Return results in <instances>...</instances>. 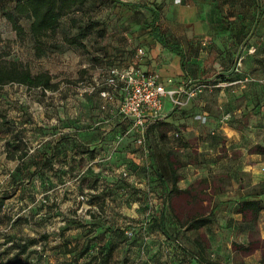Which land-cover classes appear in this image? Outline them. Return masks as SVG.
<instances>
[{
  "label": "rangeland",
  "instance_id": "rangeland-1",
  "mask_svg": "<svg viewBox=\"0 0 264 264\" xmlns=\"http://www.w3.org/2000/svg\"><path fill=\"white\" fill-rule=\"evenodd\" d=\"M1 4L3 11L12 10L14 0H2ZM20 23L25 29L22 37H18L11 23L0 15V55L22 63L33 74L48 72L53 82L58 83V90L46 92L17 83L3 86L0 90L3 95L0 143L3 144H6V132L21 124L17 115L1 116L9 109L36 111L40 107H53L52 94H59L55 98L59 104L69 98L73 108L97 110V96L82 99L79 87L96 73L97 66L121 67L125 57L143 48L139 47V38L148 17L137 5L128 8L115 0H88L82 10L62 18L55 34L44 38V53L40 56L30 35V20L22 18ZM83 29L87 34L80 37ZM120 30L126 31L128 36L117 37L115 33ZM70 38L80 39L83 47L70 44ZM254 44L264 54V32L255 36ZM120 46L124 50L119 53ZM256 90L264 94V87L253 91ZM232 91L230 97L235 104L222 108H214L216 96L204 91L208 93L209 107L199 111L187 107L170 112L173 106L164 99L163 112L168 114L149 131L146 146L139 145L134 152L135 161L130 158L135 168L129 170L128 177L121 174V177L105 176L110 178L105 179L101 171H96L79 186L73 185L71 196L62 195L63 189L59 188L61 192L58 189L50 197L45 193V197L37 201L36 197L31 198L28 188L23 194V199H27L23 207L33 201L31 209L19 217L21 220L15 222L7 234L0 233V244L10 237L15 245L35 239L37 244L22 257L32 263L39 258L41 264H198L192 255L201 252L197 243L201 241L209 264H262V250L244 256L233 250L232 243L246 244L249 240V233L237 213L238 201L264 189V101L253 106V110L259 109V119L240 116L233 108L245 97L239 96L235 88ZM209 114L219 122L218 127L212 124L215 121L210 120ZM227 114H230L228 119ZM224 125L241 133L225 132L221 129ZM233 136L236 141L232 140ZM25 145L26 150L32 152L36 143L27 141ZM169 159L181 177L178 186L186 189L201 185L210 202L191 205L178 199L169 204L165 202L155 166L171 183ZM7 174L0 171V186L6 182ZM46 188L42 185L37 192L44 193ZM262 201L257 229L264 239V195ZM213 207L218 213L212 224L197 231L183 225L191 212L209 213ZM161 212L165 214L173 239L159 228ZM67 220H72L71 226L63 230ZM127 231H132V235ZM1 245L2 260L12 258L19 251L10 243ZM68 251L69 254H64Z\"/></svg>",
  "mask_w": 264,
  "mask_h": 264
},
{
  "label": "crops",
  "instance_id": "crops-1",
  "mask_svg": "<svg viewBox=\"0 0 264 264\" xmlns=\"http://www.w3.org/2000/svg\"><path fill=\"white\" fill-rule=\"evenodd\" d=\"M116 2L128 8L137 5L148 17V24L142 26L144 30L140 32L142 34L139 38V47L144 48L145 54L137 60L133 52L131 57L123 59L120 65L122 68L135 66L145 72L158 73L168 89L181 85L188 78L205 79L217 84L221 82L217 80L221 75L234 78L228 81H234L247 74L264 76V54L260 53L257 44H254L255 36L260 31L264 32V0ZM154 14L159 16L157 32L151 27ZM115 34L117 37L128 36L123 30ZM121 49L123 47L120 46L119 53ZM239 57L243 58L241 72L233 73ZM168 79L173 82L168 84ZM263 87H255L254 84L214 87L208 90V93L216 96L213 97L214 108H222L227 107L229 103L230 106L235 104L230 96L232 88L237 89L239 96L245 98L239 102L240 105L233 108L234 113L259 119V109L253 110V106L264 101V94L253 90H261ZM208 93L199 95L187 107L196 108L197 111L209 107V98L206 97ZM58 95L52 94L53 107H40L36 111L9 109L1 114L2 117L19 116L21 124L13 128L15 130L6 132V144L0 143V171L4 174L14 173L16 179H31L33 187L30 196L32 199L36 197V201L45 193L50 197V194L56 193L59 188L63 189L62 195L71 196L73 185L79 186L93 172L101 171L104 177L113 178L121 177L124 170L130 173L135 168L130 158L135 161L134 152L139 148V136L132 130L131 122L118 113L121 95L118 94L106 109L102 108L103 99L94 95L98 99V109L93 111L73 108L69 98L59 104L55 99ZM212 104L211 102L210 106ZM62 105L64 107H57ZM164 114L167 116L168 113ZM210 120L215 121L211 123L216 127L219 126V122L212 115ZM227 126L220 127L225 132L232 130L241 133ZM215 133L218 134L219 130ZM232 140L236 141L234 136ZM27 141L36 143L32 152L25 148ZM17 146L25 152L23 156ZM143 167L145 170L144 164ZM5 178L6 182L0 186V196L8 198L5 201L8 211L0 210V227H7L16 218L29 212L33 203L32 201L28 207H23L27 199H23V195L21 198L18 193L15 194L12 181L8 177ZM143 182L146 184L144 180ZM42 185L47 186L44 193L37 192ZM5 211L14 218L8 219L4 215ZM27 216L28 214H25V217Z\"/></svg>",
  "mask_w": 264,
  "mask_h": 264
},
{
  "label": "trees",
  "instance_id": "trees-1",
  "mask_svg": "<svg viewBox=\"0 0 264 264\" xmlns=\"http://www.w3.org/2000/svg\"><path fill=\"white\" fill-rule=\"evenodd\" d=\"M0 0V15L6 17V19L11 23L13 30L16 32L18 37H22L25 34V29L20 23L22 18H27L30 20V35L35 43V47L38 55H42L44 53L43 43L44 38L50 34H55L61 26L62 18L75 13L76 11H80L84 8L88 0H14V7L12 10L3 11L2 4ZM116 1V0H115ZM159 16L154 14L153 21L151 24L152 29L157 32V22ZM87 34V30H81L79 34L80 37H85ZM102 35V34H101ZM68 42L72 45H77L83 47V43L78 38H70ZM104 66H113V65H104ZM231 76L221 75L217 77L218 81H228L233 80ZM17 83L25 85L29 88H41L45 90H58V83L53 82V78L51 74L48 72H41L37 74H33L29 69H27L22 63L16 62L13 60H6L2 58L0 55V90L3 86ZM99 95L98 92L92 95H84V96H94ZM81 96V97H84ZM100 96V95H99ZM1 98V96H0ZM173 111H176L174 109ZM161 121V120H160ZM160 121H157L155 124L149 127L147 131V135L149 131L157 125ZM18 148V146L16 147ZM19 149V148H18ZM24 155V151L19 149ZM169 175L171 178V183L166 179L161 170L155 166V171L158 176V179L163 187V192L166 197V203L172 202L174 199L183 200L187 202L189 205L192 203L202 204L211 201V198L208 197V194H205L201 185L198 187L196 185H191L186 189H181L178 184L181 180L180 175L178 174L176 168L172 164V161L169 159ZM47 166V164H46ZM8 178L12 181L13 191L15 194H19V197L23 198V194L28 190V188L32 189L33 182L31 179H16L14 173L9 172ZM86 179H84L85 181ZM20 193H22L20 195ZM264 195V189L256 191L250 195L243 196L238 201L237 213L241 215V222L244 224L246 230L249 233V240L245 243H232V248L235 252H239L244 256L250 255L257 250H262L261 263L264 264V239L258 235V222L260 218V214L263 211V201L262 196ZM6 197L0 196V210L5 209L8 211V207L6 206ZM43 203H46V200H43ZM169 204V203H168ZM5 211L4 215L8 219H13L14 217L11 214H7ZM218 209L213 207L209 213H204V211H195L191 212V214L187 217L186 221H184L183 225L188 230H200L203 227H206L212 224L217 217ZM21 218H16L13 223H11V228L13 227L15 222H19ZM72 220H67L64 222L63 230L68 229L71 226ZM10 225V224H9ZM161 231L169 238L173 239L171 234L169 233L166 223H165V214L161 212L160 221L158 223ZM80 226V225H79ZM2 228V227H1ZM5 228V227H4ZM3 235L8 232H0ZM10 243L11 245H15L13 239L7 238V242H3V244ZM198 246L201 249V252L195 255H192L198 264H209V262L204 257L203 244L201 241H198ZM3 244L1 246H3ZM37 244V240H30L28 243H22L21 245L16 244L14 248L18 247L19 251L10 259H0V264H41L39 258H37L36 262L32 263L30 259L23 258L22 256L27 253ZM184 252L188 253L186 249L182 248ZM37 251V250H36ZM34 253H36L34 251ZM39 253V252H37ZM67 253L64 254H69ZM42 254V253H39ZM43 255V254H42Z\"/></svg>",
  "mask_w": 264,
  "mask_h": 264
},
{
  "label": "built area",
  "instance_id": "built-area-1",
  "mask_svg": "<svg viewBox=\"0 0 264 264\" xmlns=\"http://www.w3.org/2000/svg\"><path fill=\"white\" fill-rule=\"evenodd\" d=\"M144 54V49L139 48L135 53V58L140 60ZM242 59V57L237 59L233 73L241 72ZM95 70L96 73L79 87V95H92L98 92L103 99V109H106L118 94L121 95L118 113L125 120L131 122L132 130L139 136L137 143L143 146H146L149 127L166 117L163 112L164 99L170 101L173 109H182L204 91L214 87L246 86L248 84L264 86V76L247 74L234 81H221L217 84L210 83L205 79L188 78L181 85L168 89L158 73L145 72L139 67L122 68L102 65L97 66ZM172 82V79L167 80L168 84ZM45 91L47 92V90ZM229 116L230 114H227L225 118L228 119ZM121 174L128 177V172L125 170ZM10 227L11 224L0 228V231L6 232ZM126 233L129 236L132 235V231Z\"/></svg>",
  "mask_w": 264,
  "mask_h": 264
}]
</instances>
